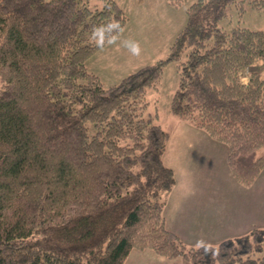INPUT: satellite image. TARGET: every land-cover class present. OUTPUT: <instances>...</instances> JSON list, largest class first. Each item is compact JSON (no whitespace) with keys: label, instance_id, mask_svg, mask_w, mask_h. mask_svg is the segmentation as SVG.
<instances>
[{"label":"trees","instance_id":"16d2710c","mask_svg":"<svg viewBox=\"0 0 264 264\" xmlns=\"http://www.w3.org/2000/svg\"><path fill=\"white\" fill-rule=\"evenodd\" d=\"M243 2L191 4L166 59L105 87L86 62L126 25L116 0H0V264H124L145 250L264 264V228L196 248L165 228L170 132L145 115L148 90L158 94L175 62L170 114L225 146L233 179L254 184L264 170V74L254 70L264 69V30L218 28ZM248 3L264 10V0Z\"/></svg>","mask_w":264,"mask_h":264},{"label":"rangeland","instance_id":"374dc122","mask_svg":"<svg viewBox=\"0 0 264 264\" xmlns=\"http://www.w3.org/2000/svg\"><path fill=\"white\" fill-rule=\"evenodd\" d=\"M196 1L198 0H188L180 6L175 7L169 5L167 0H116L127 17L126 25L119 35L108 42L86 62V68L88 71L95 74L102 84L107 87L117 84L124 77L132 74L143 66L154 65L159 61L166 59L169 53V48L176 35L186 24L187 8ZM248 2L249 0H244L242 11L240 4L231 6L228 10L227 17L218 23V28L224 31H229L235 27H243L252 31L264 30V10L251 9ZM98 4L99 0H89V7L91 9H94ZM126 40H132L138 43L139 52L137 54H133L124 46V41ZM254 70L264 74V69L262 70L258 64L255 66ZM248 77L249 71H245L241 74L240 81L247 83L249 79ZM177 83L178 76L176 63L173 62L167 64L163 70L158 94L154 90H148L145 97V101L148 103L145 115L147 116V114H150L153 116L154 114H157V119L159 121L155 120L154 122L159 123L163 129L168 131H170L169 129L172 124L177 121V119L169 112L170 101ZM170 136L172 138L171 132ZM167 145L168 152L163 156V163L164 165L169 166L171 165L169 157H171L172 154L168 156V153L169 151L172 152L173 146L169 143H167ZM259 155H261V152H258L257 156ZM173 164L179 185L181 186V183L183 182L181 181L183 172L179 169L178 163ZM261 173H263V176L260 174L259 179L264 178V171ZM219 179L222 182L221 190L224 192L227 189L226 184H223L224 178L221 176ZM214 180L216 181L215 178ZM263 181L264 179L259 181L255 187L253 186L254 184L252 185L253 188L250 190L251 194L244 193L243 188L249 189L252 186L241 187V185L236 182L242 189L241 191L235 190V194L232 196L230 194L227 196L224 192L222 197H218L230 201L229 210L230 214H232L236 213L241 206L243 207L242 202H244L246 198L250 197L251 200H254L255 203H257V197L259 196L261 202L260 220L264 221ZM252 206L253 204L251 202V207ZM224 219L225 218H223V220ZM256 220H258V217ZM235 226L237 225L230 224V218H228L224 220L222 226V228L228 227V229L221 228L218 232L232 233L235 230ZM218 232L215 236L210 237V239L218 238ZM262 255H264V249L262 254L258 256L261 257Z\"/></svg>","mask_w":264,"mask_h":264},{"label":"crops","instance_id":"0c3cea01","mask_svg":"<svg viewBox=\"0 0 264 264\" xmlns=\"http://www.w3.org/2000/svg\"><path fill=\"white\" fill-rule=\"evenodd\" d=\"M117 4L122 9L120 4ZM169 130L172 138L170 136L168 143L172 144L173 148L172 152L168 153V156L172 154L169 157L171 165L166 166L174 170L177 181L163 210L165 228L177 235L188 248H196L201 245L213 246L224 240L246 235L254 229L264 228V221L260 220L261 202L259 196L257 203L250 197L246 198L242 202L243 207L241 206L240 209L237 205L239 211L232 214L229 210L230 201L218 197H222L224 192L227 196L229 194L232 196L235 194V190H242L233 179L227 165L226 147L211 140L203 131L181 121H175ZM167 152L166 147L164 156ZM173 163H178L179 169L183 172L181 186ZM260 174L263 176V173ZM221 176L224 178L223 184H226L227 188L224 192L221 190L222 182L219 179ZM259 178L260 175L255 180L257 182L254 183V187L264 179ZM253 186L249 189L243 188L244 193L251 194L250 190ZM257 217L258 220H256ZM223 218H225L224 220L230 218V224L237 225L234 232H218L223 226ZM222 229H228V227ZM217 232L219 233L218 238L210 239ZM124 264L188 263L183 259L167 260L150 250H145L132 251Z\"/></svg>","mask_w":264,"mask_h":264},{"label":"clouds","instance_id":"9594fccd","mask_svg":"<svg viewBox=\"0 0 264 264\" xmlns=\"http://www.w3.org/2000/svg\"><path fill=\"white\" fill-rule=\"evenodd\" d=\"M109 28H117L118 24L113 22L108 25ZM98 29L93 30V37L96 36ZM124 46L129 49L133 54H137L139 52V46L138 43L132 40H126L124 41Z\"/></svg>","mask_w":264,"mask_h":264}]
</instances>
